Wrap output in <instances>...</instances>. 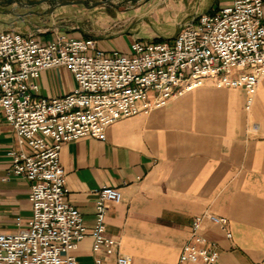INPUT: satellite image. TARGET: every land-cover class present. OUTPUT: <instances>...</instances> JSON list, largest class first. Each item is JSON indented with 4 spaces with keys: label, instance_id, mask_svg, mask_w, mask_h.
Wrapping results in <instances>:
<instances>
[{
    "label": "built area",
    "instance_id": "2783aa9c",
    "mask_svg": "<svg viewBox=\"0 0 264 264\" xmlns=\"http://www.w3.org/2000/svg\"><path fill=\"white\" fill-rule=\"evenodd\" d=\"M56 66H67L77 85L62 96H43L38 79ZM263 78L264 0H232L196 14L172 39L135 38L128 51L60 32L45 41L34 32L0 30V127L9 124L19 141L0 181L29 180L31 204V216L18 217L16 230H0V264H77L74 252L87 236L96 264L105 256L130 264L132 256L121 251L106 224L109 203L123 200L121 189L99 190L97 220L89 227L67 199L64 145L84 137L105 141L116 121L149 112L209 79L218 87L245 88L250 108ZM206 220L232 236L228 217L196 216L178 264L219 261L220 246L206 235Z\"/></svg>",
    "mask_w": 264,
    "mask_h": 264
},
{
    "label": "crops",
    "instance_id": "0c3cea01",
    "mask_svg": "<svg viewBox=\"0 0 264 264\" xmlns=\"http://www.w3.org/2000/svg\"><path fill=\"white\" fill-rule=\"evenodd\" d=\"M230 2L214 4L219 8ZM53 20L50 27L28 32L45 41L57 32L95 38L106 49L124 51L134 39L96 37ZM38 83L40 94L49 97L77 85L67 66L44 70ZM248 98L245 88L218 87L209 79L149 112L116 121L105 141L84 137L67 142L61 152L67 199L91 227L99 190L121 189L123 200L109 203L106 224L121 251L132 256L130 264H178L195 217L206 212L230 220L231 237L210 220L204 223L206 235L220 246L216 264H264V78L250 108ZM18 147L17 132L3 124L0 176L8 174L9 152ZM29 194L30 182L22 176L0 181V230H16L18 217L31 216ZM92 247L91 236L79 243L77 264H96ZM105 258L104 264H119L115 257Z\"/></svg>",
    "mask_w": 264,
    "mask_h": 264
},
{
    "label": "rangeland",
    "instance_id": "374dc122",
    "mask_svg": "<svg viewBox=\"0 0 264 264\" xmlns=\"http://www.w3.org/2000/svg\"><path fill=\"white\" fill-rule=\"evenodd\" d=\"M216 0H114L115 5L88 8L83 4L59 7L54 12L40 14L50 5L23 8L17 4L0 6V30L28 32L34 28L57 23L78 26L96 37L114 38L131 35L144 40L174 38L181 27L196 14L214 11ZM13 10L15 14L11 13ZM58 10V11H57ZM39 12L38 14L33 12ZM57 12L58 15H55ZM18 14H25L18 16ZM48 32V31H47Z\"/></svg>",
    "mask_w": 264,
    "mask_h": 264
},
{
    "label": "water",
    "instance_id": "95a60500",
    "mask_svg": "<svg viewBox=\"0 0 264 264\" xmlns=\"http://www.w3.org/2000/svg\"><path fill=\"white\" fill-rule=\"evenodd\" d=\"M114 0H0V6L17 4L19 7L23 8H31L35 6H39L42 4L50 5L47 11L40 14H48L49 12H54V10L59 7L68 6V5H77L83 4L88 8L98 7V6H106V5H115ZM132 1H140V0H132ZM11 13L15 14L13 10H10ZM35 13H39L33 11ZM25 14H18V16H24Z\"/></svg>",
    "mask_w": 264,
    "mask_h": 264
},
{
    "label": "trees",
    "instance_id": "16d2710c",
    "mask_svg": "<svg viewBox=\"0 0 264 264\" xmlns=\"http://www.w3.org/2000/svg\"><path fill=\"white\" fill-rule=\"evenodd\" d=\"M159 40H161V39H159Z\"/></svg>",
    "mask_w": 264,
    "mask_h": 264
}]
</instances>
